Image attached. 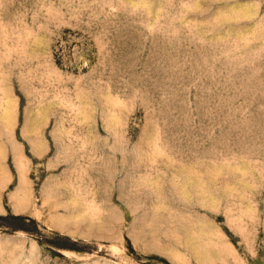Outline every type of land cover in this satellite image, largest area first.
<instances>
[{"label": "rangeland", "instance_id": "1", "mask_svg": "<svg viewBox=\"0 0 264 264\" xmlns=\"http://www.w3.org/2000/svg\"><path fill=\"white\" fill-rule=\"evenodd\" d=\"M0 264H264V0H0Z\"/></svg>", "mask_w": 264, "mask_h": 264}]
</instances>
